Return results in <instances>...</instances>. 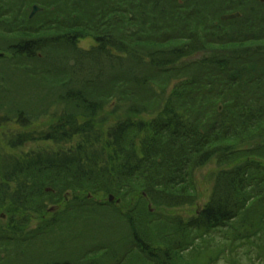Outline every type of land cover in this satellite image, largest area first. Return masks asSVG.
Segmentation results:
<instances>
[{
    "label": "trees",
    "instance_id": "1",
    "mask_svg": "<svg viewBox=\"0 0 264 264\" xmlns=\"http://www.w3.org/2000/svg\"><path fill=\"white\" fill-rule=\"evenodd\" d=\"M0 52V122L48 120L0 146V264L75 221L97 256L31 264H213L235 241L262 260L264 0H0ZM38 142L69 148L13 153Z\"/></svg>",
    "mask_w": 264,
    "mask_h": 264
},
{
    "label": "rangeland",
    "instance_id": "2",
    "mask_svg": "<svg viewBox=\"0 0 264 264\" xmlns=\"http://www.w3.org/2000/svg\"><path fill=\"white\" fill-rule=\"evenodd\" d=\"M89 45L90 43L88 40H85L81 43L82 47H89ZM0 54L2 53L0 52ZM3 64H0V68H5L6 70H9V65ZM24 84L25 83H22V80L16 82V85L18 86H23ZM28 91L29 87L25 89L23 93H28ZM23 95L24 94H22V96ZM18 96L20 97L21 95ZM47 121V119L43 118L39 122H36L32 127L25 130H23L19 125L15 124L14 122H0V146H3V150L4 152H6L7 150L4 149V147L8 136H10L11 134H16L20 131H32L43 129L46 127ZM66 148H69V145H60L51 142L27 143L23 148L17 149L13 153L28 154L43 151L52 152ZM8 152L10 151L8 150ZM216 171L217 169L214 163H210L200 169V171H198L197 180L198 188L200 191L199 202L198 204L196 203L198 207H202L207 197L209 196ZM114 202L115 199L111 203ZM196 208V206L184 207L182 209L174 211L172 213V216L180 217L182 220L188 221L192 214H194ZM56 210V208H51L49 211L56 212ZM49 217L51 216H46L44 219H41V217L39 216H34V218H31L30 220V229L26 228L25 232H35L38 226H40L41 223H44L45 219H48ZM2 219L4 221V224L7 225L9 222L8 215L2 213ZM85 225L87 224L85 223ZM80 226L81 224L75 221L65 226L60 225L52 227L51 230L45 229L44 231L39 233V235L36 234L37 238H30L31 240L28 242L22 240L20 246L14 248V250L18 253L19 257L21 258L18 261H22L23 263L21 264H31L37 262L46 263L56 260L78 263L84 261L86 258L89 259L90 257L93 258L94 256H97V252L99 251H89V246H92V243L94 241L93 232L88 228H79ZM256 245L257 244L255 243L246 246L242 241H235L232 246L223 245V251L221 253L220 249L222 248V246H218L217 244H215L214 247L210 248L209 252L212 253V258L214 259L213 264H227V260L223 259L224 256H230V258L232 259L231 261H233V264H252L253 262H255L254 264H264V257L261 261L254 260L250 262L248 259L247 254L254 255L256 253V250L254 249ZM13 254L14 252L12 253V255ZM216 257H218V259L215 261ZM10 259L14 262L12 257ZM136 260L137 255L134 254L129 256L123 264H134ZM201 260L198 258V261L203 263L204 260ZM15 264H18V262H15Z\"/></svg>",
    "mask_w": 264,
    "mask_h": 264
},
{
    "label": "water",
    "instance_id": "3",
    "mask_svg": "<svg viewBox=\"0 0 264 264\" xmlns=\"http://www.w3.org/2000/svg\"><path fill=\"white\" fill-rule=\"evenodd\" d=\"M40 11H41L40 7L34 6L32 12H31L30 18H33ZM239 17H240V14L226 15V16H223L222 20L223 21H230V20L237 19ZM2 56H4V54H0V57H2ZM113 201H114V197L110 196L109 202L111 203Z\"/></svg>",
    "mask_w": 264,
    "mask_h": 264
}]
</instances>
